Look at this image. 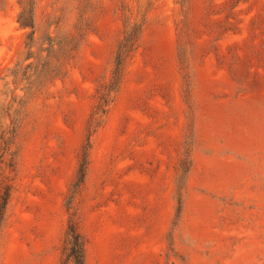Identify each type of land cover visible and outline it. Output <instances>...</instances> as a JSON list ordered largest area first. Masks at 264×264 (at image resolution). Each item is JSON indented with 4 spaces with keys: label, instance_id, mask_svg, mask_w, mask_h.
Here are the masks:
<instances>
[{
    "label": "rangeland",
    "instance_id": "374dc122",
    "mask_svg": "<svg viewBox=\"0 0 264 264\" xmlns=\"http://www.w3.org/2000/svg\"><path fill=\"white\" fill-rule=\"evenodd\" d=\"M23 5L33 51L74 35L64 70L28 91L11 74ZM126 20L143 24L138 46L73 194ZM13 121L0 264H63L72 212L85 264H264V0H0V131Z\"/></svg>",
    "mask_w": 264,
    "mask_h": 264
},
{
    "label": "trees",
    "instance_id": "16d2710c",
    "mask_svg": "<svg viewBox=\"0 0 264 264\" xmlns=\"http://www.w3.org/2000/svg\"><path fill=\"white\" fill-rule=\"evenodd\" d=\"M17 21L20 26L32 29L31 33L27 36L28 41L25 44L27 51L23 58V62L26 60L30 61L24 66L22 65L23 62L16 63L11 74L16 76L18 71L23 69L22 76L29 84L26 88L28 91V89L33 87L32 83L34 84L36 79L39 80L38 83L41 86L43 82L45 83L51 72H62L64 70L65 64L72 57L71 53L74 50V47H71L70 43L74 35L66 34L57 39V37L48 33V35L42 39L37 50L33 51V8L31 6L28 7L23 5L18 14ZM142 26V23L130 22L128 20L125 21L121 38L118 41L114 52L113 67L110 76L108 79L101 82L96 90L95 104L87 124V136L81 148L76 178L73 183V194L84 181L88 165L90 136L102 122L110 104L115 98L122 83L127 63L138 46ZM85 30L86 29L83 27H79L77 35L83 34L86 32ZM54 60H56L55 66H53ZM32 79L33 82L30 81ZM35 89H37V87ZM11 124L10 127L4 128L0 131V237L3 228L6 225L7 207L14 189V176H11V173H14L15 171L16 152L12 147L17 133V122L13 121ZM183 161L185 162V159ZM73 194L71 195V198ZM70 202L71 200L69 201V204ZM68 208H70V206H68ZM64 243L65 259L63 264H85L86 240L79 231V220L74 212L70 213L67 221Z\"/></svg>",
    "mask_w": 264,
    "mask_h": 264
}]
</instances>
